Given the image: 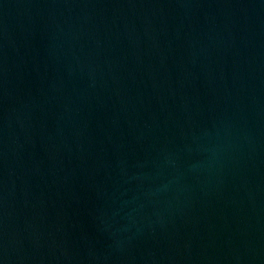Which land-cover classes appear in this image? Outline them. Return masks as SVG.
<instances>
[{
    "label": "water",
    "instance_id": "obj_1",
    "mask_svg": "<svg viewBox=\"0 0 264 264\" xmlns=\"http://www.w3.org/2000/svg\"><path fill=\"white\" fill-rule=\"evenodd\" d=\"M0 264H264V0H0Z\"/></svg>",
    "mask_w": 264,
    "mask_h": 264
}]
</instances>
